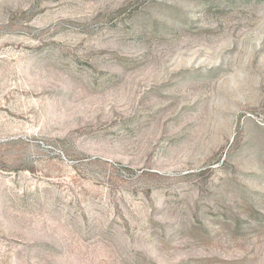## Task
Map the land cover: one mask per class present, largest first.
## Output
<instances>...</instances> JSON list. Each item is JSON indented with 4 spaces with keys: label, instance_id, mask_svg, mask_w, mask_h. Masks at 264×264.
I'll return each mask as SVG.
<instances>
[{
    "label": "rangeland",
    "instance_id": "1",
    "mask_svg": "<svg viewBox=\"0 0 264 264\" xmlns=\"http://www.w3.org/2000/svg\"><path fill=\"white\" fill-rule=\"evenodd\" d=\"M0 264H264V0H0Z\"/></svg>",
    "mask_w": 264,
    "mask_h": 264
}]
</instances>
